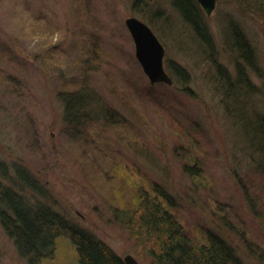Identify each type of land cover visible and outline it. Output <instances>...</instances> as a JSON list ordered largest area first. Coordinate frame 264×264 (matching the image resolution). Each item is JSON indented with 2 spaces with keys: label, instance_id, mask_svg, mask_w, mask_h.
<instances>
[{
  "label": "rangeland",
  "instance_id": "1",
  "mask_svg": "<svg viewBox=\"0 0 264 264\" xmlns=\"http://www.w3.org/2000/svg\"><path fill=\"white\" fill-rule=\"evenodd\" d=\"M135 2L0 0L1 185L138 264L154 263L119 213L136 208L141 192L157 197L163 189L173 202L162 203L194 244L214 234L238 264H264V158L249 131L264 115V0H218L210 16L202 10L212 47L172 0ZM130 17L164 45L172 86L152 85L143 72ZM232 28L249 44L250 62ZM83 88L117 118L94 113L82 126L68 125L61 95ZM75 255L63 239L45 264H74ZM0 264H28L1 222Z\"/></svg>",
  "mask_w": 264,
  "mask_h": 264
},
{
  "label": "trees",
  "instance_id": "2",
  "mask_svg": "<svg viewBox=\"0 0 264 264\" xmlns=\"http://www.w3.org/2000/svg\"><path fill=\"white\" fill-rule=\"evenodd\" d=\"M143 1L136 0L134 6ZM172 5L194 33L212 47L211 34L197 0H172ZM231 31L238 52L250 62L252 53L249 44L237 28H232ZM173 69L177 75L181 74L179 66L174 65ZM242 82L251 86L247 77ZM61 99L65 105V121L70 126H82L83 120L92 117L94 113L99 119L113 121V118H117L106 110L103 100L93 89L83 88L81 91L70 92L61 95ZM94 102L100 103L99 110L93 108ZM250 128L258 154L264 158V115L259 114ZM186 170L189 171V168ZM18 172L23 184L38 191L36 181L26 176L24 171ZM0 177L7 178L2 163ZM1 182L0 180V222L14 240L20 256L28 264L49 263L56 256L63 239L69 241L76 251L74 264H126L113 250L61 213L44 204H28L23 195L10 187L2 186ZM154 196L157 197L141 192L136 208L118 212L130 236L148 251L154 264L239 263L234 249L217 235L210 234L207 244H194L186 235L184 227L162 203L172 206V199L163 189H159Z\"/></svg>",
  "mask_w": 264,
  "mask_h": 264
},
{
  "label": "water",
  "instance_id": "3",
  "mask_svg": "<svg viewBox=\"0 0 264 264\" xmlns=\"http://www.w3.org/2000/svg\"><path fill=\"white\" fill-rule=\"evenodd\" d=\"M217 1L197 0L207 16H210L215 11ZM125 24L135 45V56L150 83L152 85L165 84L172 86L174 80L166 71L164 65L165 47L152 28L136 17L127 18ZM124 262L126 264H138L131 255L125 257Z\"/></svg>",
  "mask_w": 264,
  "mask_h": 264
}]
</instances>
